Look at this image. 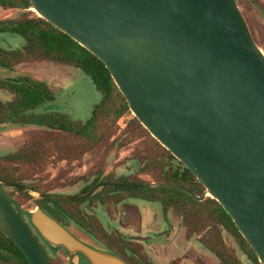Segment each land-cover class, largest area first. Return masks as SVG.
I'll list each match as a JSON object with an SVG mask.
<instances>
[{
	"label": "water",
	"instance_id": "1",
	"mask_svg": "<svg viewBox=\"0 0 264 264\" xmlns=\"http://www.w3.org/2000/svg\"><path fill=\"white\" fill-rule=\"evenodd\" d=\"M39 16L102 60L138 120L204 184L264 264V51L238 0H30ZM0 67V78L29 75ZM77 196L36 192L58 200ZM0 180V230L30 264H51ZM120 185V184H119ZM32 224L92 264H126L89 245L41 207Z\"/></svg>",
	"mask_w": 264,
	"mask_h": 264
},
{
	"label": "rangeland",
	"instance_id": "2",
	"mask_svg": "<svg viewBox=\"0 0 264 264\" xmlns=\"http://www.w3.org/2000/svg\"><path fill=\"white\" fill-rule=\"evenodd\" d=\"M238 3L256 42L264 51V0H238ZM28 10L32 9L0 7V19L17 17ZM23 43L20 36L0 33V44L5 47L19 48ZM14 70H29L31 74L27 76L30 79L38 77L47 81L55 97L49 105L51 110L75 118L74 122L77 123L90 116L101 98L91 78L82 69L68 63L41 57L22 60ZM14 96L8 86L0 84V100L10 101ZM133 115L126 113L112 123L108 119L104 128L93 138L45 126L5 123L0 130V151L4 155H15H6V160L0 163L6 167L17 163L13 171L22 183L32 185L39 191L55 193L80 192L98 169L109 168L113 176L119 175L126 170L128 160L133 156L141 157L147 168L152 155L161 150L153 145L148 133L132 121ZM131 178L160 180L151 170L132 175ZM17 196L23 207L33 209L36 206V199L25 192ZM210 219L207 222H213V226L217 227V217ZM218 233L225 242L228 254L242 259L246 257L231 230L226 228L218 230ZM202 237H210L206 229L190 234V229L188 232L184 227L179 247L173 250L166 264H222L217 255L200 242Z\"/></svg>",
	"mask_w": 264,
	"mask_h": 264
},
{
	"label": "flooded vegetation",
	"instance_id": "3",
	"mask_svg": "<svg viewBox=\"0 0 264 264\" xmlns=\"http://www.w3.org/2000/svg\"><path fill=\"white\" fill-rule=\"evenodd\" d=\"M0 79H6L7 81L11 82L18 80L17 77ZM32 80L44 81L48 84V87L50 89L49 83L42 78L36 77L32 78ZM0 84L8 86L4 82H0ZM50 103L51 102H49L48 100V102L38 110L41 109V112L53 111L49 106ZM68 118L73 121L75 119L71 118L70 116H68ZM5 123L10 122L0 123V130ZM17 124L20 123L18 122ZM11 154L4 155L0 151V162L6 160V155ZM128 161L129 163L126 170L121 171V174L119 175L113 176L112 170L109 168L105 170H96L92 178L90 179L91 181L88 182L80 192L55 193L36 190L34 186L22 183L17 178L16 173L13 171V169H16L15 166L17 165V163H13L15 166L10 165L7 167L0 163V180L8 183L5 186L6 190L12 197L18 200L20 216L36 236L51 264L92 263L87 258V256H85L81 252H78L79 261L76 263L74 261V256L76 255L75 253H71L62 246L51 245L41 235V233L37 230V228L32 224L31 221V211L35 210L38 207H41L46 213L63 224L68 230H70L83 242L96 248L107 250L113 254H116L126 264H166L167 258H171L170 255L173 253V250L178 249L179 247L184 227L188 230V232L190 229V234H194L195 232L200 233L202 230L204 231L206 229L210 237H205V239L202 237L200 238V242L205 245L210 251L216 254L221 263L224 264V258H228L229 254L224 247V240L221 239L220 234H218V230L223 231L226 228L228 230L231 229L228 223L221 218H217V227H214L213 225L215 223H208L207 220H205V212L199 211V201H203L205 199L212 201L211 199L215 198L207 195L203 199H198L190 192H186L179 188L175 189H178L188 195H184V193L182 192L168 191L167 189L164 194L159 195H154L153 193L146 195H143L141 193L135 195L133 192L125 189L140 186H131L130 184L147 183L152 181L134 179L131 178V176L140 172L150 171V165L148 164L147 168H145V163L139 156H133ZM192 178H195L194 182L189 181L186 182L187 184L185 185L182 183L171 182L165 179L153 181L176 183L196 192L198 195H202L204 193L203 191L205 190L204 184L202 183L203 185L201 193H198L197 188H199V186L196 187L195 184L197 183L198 177L196 176ZM100 182H113L117 184L105 183L99 186L92 194L88 196H84L79 199L60 200L63 201L61 206H56L51 203V206L47 207L48 211L44 207H42V205L37 200L38 198L48 197L38 196L36 192L77 196L87 193ZM115 187L117 188V190L113 189ZM164 187L174 188L170 186ZM24 192L32 199H36V206L33 209L23 207L21 199L19 198V196H17V194ZM188 201H190L191 204L188 203ZM218 203L220 204V202ZM234 232L232 233L238 239L240 248L244 252V243H242L241 237H239V235ZM232 255L236 256L235 254ZM0 263L17 264L16 261L11 258L4 260L0 259Z\"/></svg>",
	"mask_w": 264,
	"mask_h": 264
},
{
	"label": "trees",
	"instance_id": "4",
	"mask_svg": "<svg viewBox=\"0 0 264 264\" xmlns=\"http://www.w3.org/2000/svg\"><path fill=\"white\" fill-rule=\"evenodd\" d=\"M30 4V0H0V7L21 8L30 6ZM0 33L15 34L23 38L24 41L19 48H8L0 44V67L14 69L15 65L22 60L41 57L56 62L68 63L82 69L91 78L101 96L88 119L82 123H77L69 119L68 115L58 111L36 112L48 100L49 102L55 100L46 82L32 80L28 76H19L17 77L18 80L13 82L0 79V82L6 83L15 95L14 99L10 101L0 100V123L19 122L20 124L44 125L51 129H62L86 138H93L104 128L108 119L112 123L124 114L132 113L125 96L116 85L105 63L67 33L35 14L33 10L22 11L17 17L0 19ZM132 121L138 127L144 129L152 140L153 145L161 150L160 153L152 155L149 163L150 170L157 179H165L184 185L189 181L194 182L195 178L192 177H196L195 174L154 138L135 115L132 116ZM14 155L15 153L7 157H13ZM195 184L196 187L199 186L197 188L198 193H201L202 182L197 179ZM113 189L117 190L116 187ZM166 189L168 191L182 192L178 189L164 186L131 187L125 190H129L135 195L141 193L143 195L152 193L159 195L164 194ZM184 195L188 194L184 193ZM37 200L46 210L48 206H51V203L56 206H61L63 203V201L51 198H38ZM211 200L205 199L198 202L199 211L205 212V220L208 221L210 218V220H213L214 217L221 218L228 223L232 232L235 231L241 237L242 243H244V253L246 255L244 260L229 254L228 258H224V264H262L256 251L243 238L232 217L215 199ZM188 203L191 204L190 201ZM9 258L14 259L17 264H30L22 250L0 230V259Z\"/></svg>",
	"mask_w": 264,
	"mask_h": 264
}]
</instances>
